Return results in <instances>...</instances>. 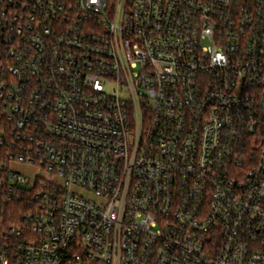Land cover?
<instances>
[{
	"label": "built area",
	"instance_id": "2783aa9c",
	"mask_svg": "<svg viewBox=\"0 0 264 264\" xmlns=\"http://www.w3.org/2000/svg\"><path fill=\"white\" fill-rule=\"evenodd\" d=\"M92 263L264 264V0H0V264Z\"/></svg>",
	"mask_w": 264,
	"mask_h": 264
},
{
	"label": "rangeland",
	"instance_id": "374dc122",
	"mask_svg": "<svg viewBox=\"0 0 264 264\" xmlns=\"http://www.w3.org/2000/svg\"><path fill=\"white\" fill-rule=\"evenodd\" d=\"M22 169H24V168H22ZM82 194L87 195L88 193L85 190H82Z\"/></svg>",
	"mask_w": 264,
	"mask_h": 264
},
{
	"label": "trees",
	"instance_id": "16d2710c",
	"mask_svg": "<svg viewBox=\"0 0 264 264\" xmlns=\"http://www.w3.org/2000/svg\"><path fill=\"white\" fill-rule=\"evenodd\" d=\"M92 264H95V263H92Z\"/></svg>",
	"mask_w": 264,
	"mask_h": 264
}]
</instances>
